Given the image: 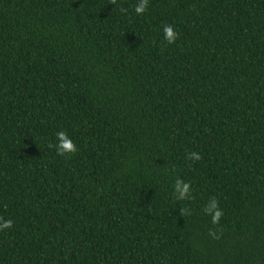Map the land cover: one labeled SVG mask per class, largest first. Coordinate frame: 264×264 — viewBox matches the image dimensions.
Instances as JSON below:
<instances>
[{
	"label": "trees",
	"instance_id": "trees-1",
	"mask_svg": "<svg viewBox=\"0 0 264 264\" xmlns=\"http://www.w3.org/2000/svg\"><path fill=\"white\" fill-rule=\"evenodd\" d=\"M137 3L0 0V264H264V0Z\"/></svg>",
	"mask_w": 264,
	"mask_h": 264
},
{
	"label": "clouds",
	"instance_id": "clouds-1",
	"mask_svg": "<svg viewBox=\"0 0 264 264\" xmlns=\"http://www.w3.org/2000/svg\"><path fill=\"white\" fill-rule=\"evenodd\" d=\"M112 5L117 4V0H110ZM148 7V0H138V3L135 6V13L137 15H142ZM121 12L126 13L127 9L121 7ZM164 32V40L167 41L168 44L175 43L178 38V33L174 30V27L171 24H166L163 26ZM56 143L49 144V147H54L57 151V154L60 156H66L68 154H74L77 151V146L73 142L71 138L67 135V133L63 130L56 132ZM202 158L201 154L196 151L190 152L185 159L191 161H198ZM174 194L176 200H185L190 198L191 186L189 182H185L180 178L175 180L173 185ZM204 212L211 216V222L213 224H219L221 217L224 215L223 211L219 208L218 201L215 197H212L209 202L204 206ZM180 214L183 216L190 215L189 209L182 207L180 210ZM0 230L8 229L13 225V221L11 219L4 220L0 217ZM209 235L215 239H219V235H217L216 230H209Z\"/></svg>",
	"mask_w": 264,
	"mask_h": 264
}]
</instances>
